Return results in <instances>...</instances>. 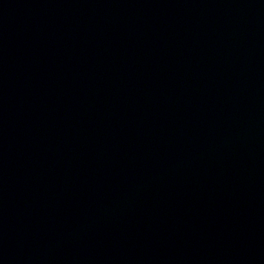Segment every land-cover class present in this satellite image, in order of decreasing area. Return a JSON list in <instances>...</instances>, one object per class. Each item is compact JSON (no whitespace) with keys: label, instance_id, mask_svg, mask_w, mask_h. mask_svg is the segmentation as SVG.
<instances>
[{"label":"water","instance_id":"95a60500","mask_svg":"<svg viewBox=\"0 0 264 264\" xmlns=\"http://www.w3.org/2000/svg\"><path fill=\"white\" fill-rule=\"evenodd\" d=\"M0 264H264V0H0Z\"/></svg>","mask_w":264,"mask_h":264}]
</instances>
